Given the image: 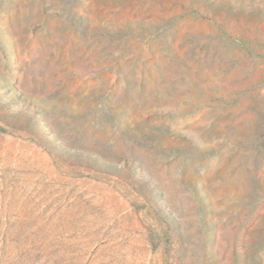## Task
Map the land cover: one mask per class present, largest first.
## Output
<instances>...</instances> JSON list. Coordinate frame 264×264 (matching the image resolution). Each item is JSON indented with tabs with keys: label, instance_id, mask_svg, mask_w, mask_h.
<instances>
[{
	"label": "rangeland",
	"instance_id": "rangeland-1",
	"mask_svg": "<svg viewBox=\"0 0 264 264\" xmlns=\"http://www.w3.org/2000/svg\"><path fill=\"white\" fill-rule=\"evenodd\" d=\"M0 264H264V0H0Z\"/></svg>",
	"mask_w": 264,
	"mask_h": 264
},
{
	"label": "crops",
	"instance_id": "crops-1",
	"mask_svg": "<svg viewBox=\"0 0 264 264\" xmlns=\"http://www.w3.org/2000/svg\"><path fill=\"white\" fill-rule=\"evenodd\" d=\"M177 88V85H174V84H168L164 90V92L166 93V95L171 92L172 90L176 89ZM194 97V95H193Z\"/></svg>",
	"mask_w": 264,
	"mask_h": 264
}]
</instances>
